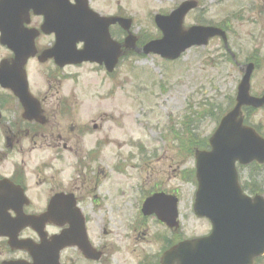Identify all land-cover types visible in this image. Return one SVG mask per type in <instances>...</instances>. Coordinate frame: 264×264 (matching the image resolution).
Wrapping results in <instances>:
<instances>
[{"label": "rangeland", "instance_id": "374dc122", "mask_svg": "<svg viewBox=\"0 0 264 264\" xmlns=\"http://www.w3.org/2000/svg\"><path fill=\"white\" fill-rule=\"evenodd\" d=\"M89 1L93 11L101 16H118L131 20L130 33L136 39V46H142L160 37L153 22L155 15H168L181 3L191 0ZM194 1L197 2L198 8L186 15L183 29L198 25L228 27V47L235 54L237 63L259 61L251 76L250 94L260 96L264 92V0ZM117 31L119 34L115 37L121 40L127 37L119 28ZM5 55L4 49L0 47V60ZM124 55L116 75L106 77L103 71L94 72L86 66L67 70L63 72L67 75L66 78L59 75L62 77L61 84L57 83L58 87L57 84L52 85L53 89L48 93L88 95L89 98L83 97L85 115L91 120L103 123V127L108 128L105 129L108 133L115 130L114 135L123 141L120 153L127 162L123 161L122 174L114 170L115 151L113 146H109L106 154H103V157L107 158V166L100 167L102 174L108 177L105 182L101 181L98 196L93 195L99 198L95 207H88L89 211L87 210L93 237L99 242L102 239L104 245L112 244V247H118L117 257L113 256L110 264H127L131 259L136 264V258L141 260L144 256L154 257L162 247L152 239L155 229H158L161 235L162 231L154 226L157 224L153 218H143L140 213L143 200L153 190L175 192L178 197L180 229L174 237L180 238L172 241L173 243L182 239L202 237L210 231L209 222L197 218L192 208L196 192L194 158L188 154L186 157L184 154L180 157V151L174 147L173 139H186L185 129L193 121L198 127V137L206 142L215 131L218 112H213L209 118L207 115L200 116V113L209 111L213 108L212 105H220L219 108L226 111L231 110L233 101L231 105L228 103L235 97L242 77V73L234 65L235 59L231 61L218 39L209 41L206 47L187 50L174 62L164 61L153 55H135L130 50H126ZM39 70L40 68L31 66L29 77L35 91L45 93L48 88L44 78L46 73ZM73 73H77L74 74L76 79L68 76ZM100 98L105 101L100 102ZM101 106L107 111L106 117L101 118L103 121L99 120L101 116H93L94 108L101 109ZM248 118L250 124L259 127L264 138V108L251 113ZM69 123L61 125L60 128L69 126ZM51 131L48 127V132ZM94 137L93 135L90 141H93ZM126 141H138L139 148L151 152V162L147 164V170L142 172L143 163L137 154L132 161L126 157L130 150L129 146H124ZM40 146L42 145H38V150L27 148L28 153L25 156L28 184L31 186L35 185L36 179L42 177L40 173L35 174L38 158L44 157L43 154L48 151L52 155L51 149ZM152 148L156 150L154 154ZM41 169L43 171V166ZM249 171L250 166L238 167L242 181L247 178ZM43 172L47 180V173H52V169L50 167ZM70 177V174L64 175L59 181L67 184ZM257 182L259 186L262 185L263 191L260 195L264 198L263 177ZM38 188L41 192L45 185ZM30 190L35 193L32 187ZM42 196L33 198L34 206L36 202L44 200ZM35 210L34 207L30 212Z\"/></svg>", "mask_w": 264, "mask_h": 264}, {"label": "flooded vegetation", "instance_id": "af4514ba", "mask_svg": "<svg viewBox=\"0 0 264 264\" xmlns=\"http://www.w3.org/2000/svg\"><path fill=\"white\" fill-rule=\"evenodd\" d=\"M30 5V0H23L22 7L24 12L18 17L20 25L16 22L15 24H17L16 28L20 27L29 33L23 36L27 40L23 43L28 46L31 42L37 53L35 58L28 61L27 69L34 66L40 68L39 71L41 73L45 71L46 76L44 78L47 80L48 88L45 93H32L41 108L39 121L26 120L23 117V110L19 102L9 92L3 90L0 92V182L3 180L6 182L10 181L8 172L11 169L15 173L17 172L12 184L18 187L19 190L12 197L20 198L19 201L14 200L12 204L7 202L6 206L0 205V209L9 207V214L14 215L12 208L19 211L20 209H17V207L20 204V207H22L20 211L24 214L40 215L46 212L53 196L63 194L69 197L68 206L69 212L73 214V222L72 225L68 222H63V225L50 224L42 229L40 233H36L30 228L17 230L10 226L6 233L13 235L16 238L15 240L21 242L23 246H10L9 238L0 237V264H110L111 258L113 256L117 257L118 247L106 244L107 247L102 242V239L99 242L93 237L87 210L88 207H95L96 200L99 198L93 195L99 194L98 188L101 186V181L105 182L108 177V175L102 174L100 167L103 165L107 166V158H104L103 154H106L109 146H113L115 151L113 153L114 170L122 174L123 161L125 160L120 152L123 149V141L119 140L116 134L114 135L115 130H111L108 133L105 131L108 128H104L103 123L94 119L91 120L85 115L83 97L89 98L88 95H59L54 93L56 95L54 98V94H48L53 89L52 85L61 84L59 73L66 69H75V67L66 66L60 69L55 66L53 59L38 61V57L43 52L49 51L54 47L56 40V32L54 31H59V21L55 18L52 19L51 23L47 22L44 16L34 14L30 10ZM45 11L48 15H54L56 11L54 3L46 6ZM4 16L12 20V22H6L10 26L9 31L12 33L16 30L13 26V21L17 18L14 19L10 8H6ZM46 27L55 30H52L51 34H45L43 29H46ZM117 40L122 42L120 38H117ZM4 51L6 53L4 59L10 60L12 57L10 51L8 52L6 49ZM32 91L34 92V89ZM61 104L64 105L63 109H61ZM106 112L105 109L94 108L93 113L95 114L93 116L94 118L101 116L99 120H102L101 118L106 117ZM101 113L103 114L101 115ZM88 118L90 121L87 120ZM67 122H70L69 126L60 128L61 125ZM48 127L52 130L50 133L48 132ZM93 135L95 139L90 141ZM40 144L42 145L40 146L41 148L44 146L51 149L52 155L48 151L46 154L50 157L43 154L44 157L38 158V171L36 170L35 174L38 175L40 173L42 177L36 179L35 185L31 186L28 184L29 180L26 174H24L25 171L27 172L25 156L28 153L27 148L38 150L37 148ZM130 149H135L136 152H131L126 157L132 161L137 154L139 160L143 163L141 170L142 172L145 171L148 168L147 164L151 162V152L134 147ZM43 161L52 165V174L47 180L43 172L45 170L43 169L42 171L41 169L44 166ZM47 174L49 175V173ZM67 174L71 176L67 184H64L62 180L59 181ZM21 176L24 179H21ZM42 185H45V189L40 192L38 187ZM31 187L35 191L33 193L34 196L41 198V195H43L42 198H44V200L39 199L40 201L35 206L22 197L23 195L26 198L28 196L31 197ZM8 192L9 189L7 187H0V197L5 196ZM155 192L153 190L150 194ZM63 205L64 201L61 203L59 211H67ZM34 207L36 210L30 212V209ZM141 226L144 227V225ZM154 226L158 227L163 235L158 229L157 231L155 229L152 237L153 242L162 247L157 251V255L154 257L149 256L151 263L148 256L145 257L143 255L144 258L141 260H138L139 258L135 259L137 260L135 261L136 264H160V257L167 249L166 247L163 251L164 247L171 244L173 231L165 225L158 224ZM61 235L68 236L69 244L60 250L59 246L51 243V238ZM57 248L58 262H54L55 256L52 254ZM33 252L38 254L36 255V262H34L32 257ZM44 252L48 261L46 263L43 262ZM127 264L135 263L131 259V262H127Z\"/></svg>", "mask_w": 264, "mask_h": 264}, {"label": "water", "instance_id": "95a60500", "mask_svg": "<svg viewBox=\"0 0 264 264\" xmlns=\"http://www.w3.org/2000/svg\"><path fill=\"white\" fill-rule=\"evenodd\" d=\"M75 3V6L68 7L66 0L59 1L61 15L68 10L72 11V15L64 18V22L69 23L67 30H71L75 42L82 41L85 44L82 52L84 60L89 59L100 64L103 61L107 69L111 70L121 53L119 46L110 40L108 28L118 23L128 32L131 22L117 18H100L87 8L85 0H75ZM195 7L196 3L185 2L169 17L156 16L155 23L163 36L161 40L137 49L135 39L129 34L123 47L133 49L139 54L152 53L164 59L175 60L194 45L205 46L210 38L220 36L225 40L224 34L212 27H192L187 32L182 31L184 16ZM13 26L16 30L13 29L15 32L8 39L13 47L15 60L11 66L6 62L1 64L0 84L19 98L26 116L34 118L38 106L28 94L23 70L29 53H22L14 48L15 43L21 40V29L16 28L15 21ZM86 30H90L92 34H87ZM97 37L100 41L98 50L93 43ZM97 52L99 56L93 57ZM252 70V65L246 66L237 89L235 107L221 119L210 138V151L195 155L198 187L193 212L196 217L206 218L210 222L211 234L206 238L179 243L165 253L162 264H252L255 258L264 254V199L260 196L251 199L243 194L235 167L236 163L242 166L252 162L264 164V140L253 129L243 126L240 118L241 107L259 109L264 106V95L259 99L248 95ZM56 199H53L49 211L43 216H23L15 212L17 218L10 221L5 218L7 215L0 214V222L4 226L13 222L18 226H36L60 221L65 216V220L72 225L73 214L69 212L68 201L63 205L67 211L60 212L58 209L63 199L59 198L55 202ZM141 211L144 216L155 215L170 228L178 226L177 199L173 196L155 194L145 200ZM54 241L61 244L60 247L69 244L67 236H61Z\"/></svg>", "mask_w": 264, "mask_h": 264}, {"label": "trees", "instance_id": "16d2710c", "mask_svg": "<svg viewBox=\"0 0 264 264\" xmlns=\"http://www.w3.org/2000/svg\"><path fill=\"white\" fill-rule=\"evenodd\" d=\"M229 100H230V98H229ZM232 101L233 100L231 99L228 104L231 105ZM219 106L212 105L213 108H211L209 111L205 110L204 114L200 113V116L206 117V115H207L209 118V117H211V114H213V112L217 111L218 112L217 119H216V121H217L219 119V117L224 113L223 109L221 107L219 108ZM197 128H198L197 125H195L193 123V121L190 122L189 126L186 127V129H185L186 139L179 140L180 144L183 142H187V146H185V149H186L185 152L188 155H192L195 150L202 149L204 147L205 141L198 137V135L196 133ZM256 129H257V131L260 130L259 127H256ZM177 135H179V134H177ZM262 177L264 179V167H259L257 165L250 166L249 174H248L247 178L245 180H243V182H242L243 190L245 192H248L251 195L261 194L263 191L262 185L259 186L257 181Z\"/></svg>", "mask_w": 264, "mask_h": 264}, {"label": "bare ground", "instance_id": "6f19581e", "mask_svg": "<svg viewBox=\"0 0 264 264\" xmlns=\"http://www.w3.org/2000/svg\"><path fill=\"white\" fill-rule=\"evenodd\" d=\"M5 19H7V18L5 17Z\"/></svg>", "mask_w": 264, "mask_h": 264}]
</instances>
